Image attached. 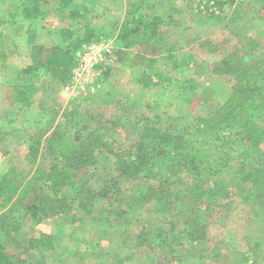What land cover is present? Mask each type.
I'll list each match as a JSON object with an SVG mask.
<instances>
[{
	"label": "rangeland",
	"instance_id": "rangeland-1",
	"mask_svg": "<svg viewBox=\"0 0 264 264\" xmlns=\"http://www.w3.org/2000/svg\"><path fill=\"white\" fill-rule=\"evenodd\" d=\"M76 1H85L90 6V25L102 33L100 39L113 43L112 53L100 68L99 86L94 93L75 98L65 91L67 82H54L50 87L34 92L31 102L26 105L17 100L14 88L22 82L17 70L32 63L30 45L26 25L22 27L10 22L14 13L20 20V10L16 6L21 0H0V34L13 40L7 50L6 63L0 60V175L10 164L28 166L29 146L34 142L31 136H37L41 130L49 133L61 129L70 138L83 136L86 129L79 128L76 121L66 115L73 105L96 114L90 127L103 126V132L112 126L109 120L121 114V106L150 118L158 115L162 124L173 130L175 126L179 129L186 120L213 111L230 95L243 69L258 70L255 61L259 56L264 57V0ZM51 2L57 3L56 0ZM131 10L133 15H130ZM138 14H144L146 18L158 14L164 18L161 34L155 39L157 51L153 55L139 49H122L117 43L119 26L128 16ZM60 16L56 10L49 13L42 22L44 30H39L36 42L50 46L57 40V34L49 31L66 26L67 22ZM170 20L175 23H169ZM169 54H175V57H169ZM219 59H226L236 67L229 74L215 75L212 64ZM176 62L181 64L177 70ZM157 72L165 74L159 85L145 87L139 80ZM45 78L51 80L47 75ZM187 78L196 82L194 90L185 89ZM256 86H260V94L264 97V77ZM103 98H110L111 102L104 103ZM119 101L122 103H115ZM260 122L264 126V115ZM119 133L123 136L124 147L129 149L133 134L125 130ZM42 154H39L37 164L43 162ZM114 160L107 152L97 151L95 164L78 172L76 183L88 181V185H93L96 190L111 175ZM122 185L124 193L120 203L122 208L128 209L125 218L111 222L108 217L117 204L97 203L90 212L75 204L73 210L66 212L60 225L51 219L38 224L25 221L21 230L23 247H10L13 259L27 258L26 264H174L167 263L170 253L164 250L155 234L157 230L172 226L176 232L186 230L177 242L192 252L185 264L196 262L198 254H194V250L213 253L205 264H250L253 258L264 257V245L255 247L256 251L251 249L257 244L254 240L260 229L264 232V222L247 224L251 209L242 203L241 196L225 201L204 197L201 203L191 207H187L182 197L173 198L172 206L166 209L160 206L157 210L142 199L144 181L129 180ZM245 185L241 184V187ZM3 197L0 196V213L4 211L1 207ZM13 215L24 219V210L20 208ZM197 222L206 224V237L192 240L187 231L193 230ZM144 228L151 233V243L133 248L136 234ZM43 235L54 236L57 244L53 250H45V254L40 255L38 249H30L28 241L32 236Z\"/></svg>",
	"mask_w": 264,
	"mask_h": 264
},
{
	"label": "trees",
	"instance_id": "trees-1",
	"mask_svg": "<svg viewBox=\"0 0 264 264\" xmlns=\"http://www.w3.org/2000/svg\"><path fill=\"white\" fill-rule=\"evenodd\" d=\"M56 1L54 5L51 0H21L16 6L20 10V20L16 13L10 19L12 24L26 25L30 45L32 63L17 70L22 82L14 88L17 100L26 105L39 88H48L54 82H68L76 64V51L85 43L99 40L102 35L90 25L88 15L92 9L85 1ZM137 6L134 5V10ZM53 10L59 12L61 20L67 24L49 31L58 38L47 46L36 42V38L39 30H44L42 22ZM169 23L175 22L170 20ZM163 24L164 18L158 14L148 18L144 14L128 16L117 30V43L122 49H139L153 55L157 51L155 39L161 34ZM6 37L0 34V60L5 61L3 64L8 59L9 44L13 43ZM169 57H175V54H169ZM255 65L258 70L243 69L230 95L213 111L186 120L179 129L173 126V130L162 124L158 115L150 118L121 106V114L109 120L112 126L103 132V126L90 127L96 114L73 105L66 115L74 119L79 128L86 129L83 136L79 134L70 138L61 129L49 133L41 130L37 136H31L34 142L29 146L28 166L10 164L0 175V196L4 195L1 204L4 211L0 213V264H26L27 258L14 260L10 249L23 247L21 230L25 221L38 224L51 219L60 225L66 212L73 210L75 204L90 212L97 203L117 204L108 217L111 222L125 218L128 209L122 208L120 202L124 193L122 184L129 180L144 181L142 199L157 210L160 206L164 209L172 206L173 198L182 197L187 207H191L201 203L204 197L225 201L238 195L251 209L247 224L250 225L251 221L263 223L264 126L260 119L264 115V97L256 83L264 77V57L259 56ZM174 66L177 70L181 64L176 62ZM235 67L234 63L219 59L213 62L212 72L225 75ZM46 75L51 80H46ZM164 79L165 74L157 72L139 80L145 87H150L161 84ZM185 81L186 90L196 88L192 78ZM108 94L111 96V92ZM109 99L103 98L102 101L110 103ZM120 130L133 134L129 149L124 147ZM97 151L107 152L115 160L111 175L94 190L88 181L76 183L75 177L81 170L95 164ZM40 153H43V162L37 164ZM241 184L246 185L241 187ZM20 208L24 210V219L13 215ZM197 223L193 230L187 231L192 240L206 237V224ZM185 231L176 232L172 226L155 233L164 250L170 253L167 263L185 264L192 253L177 243ZM150 235V231L141 229L135 236L133 248L151 243ZM256 237L257 244L251 247L253 251L264 245L261 229ZM28 244L30 249H38L43 255L45 250L56 247L57 240L54 236H32ZM194 252L198 254L194 264H205L213 257L211 252ZM251 261L250 264H264V257Z\"/></svg>",
	"mask_w": 264,
	"mask_h": 264
},
{
	"label": "built area",
	"instance_id": "built-area-1",
	"mask_svg": "<svg viewBox=\"0 0 264 264\" xmlns=\"http://www.w3.org/2000/svg\"><path fill=\"white\" fill-rule=\"evenodd\" d=\"M208 1L215 2V0ZM112 51L113 43L106 39L83 44L76 51V64L65 85V91L75 98L94 93L99 86L100 68Z\"/></svg>",
	"mask_w": 264,
	"mask_h": 264
}]
</instances>
